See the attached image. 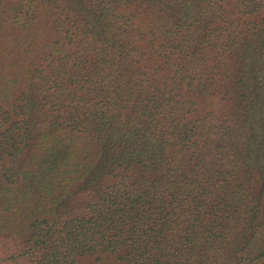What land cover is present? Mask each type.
Instances as JSON below:
<instances>
[{"label": "trees", "instance_id": "trees-1", "mask_svg": "<svg viewBox=\"0 0 264 264\" xmlns=\"http://www.w3.org/2000/svg\"><path fill=\"white\" fill-rule=\"evenodd\" d=\"M0 264H264V0H0Z\"/></svg>", "mask_w": 264, "mask_h": 264}]
</instances>
